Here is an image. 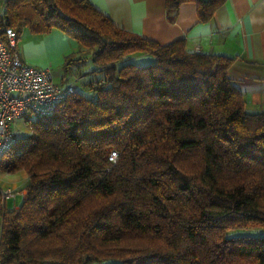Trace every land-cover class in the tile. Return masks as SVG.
<instances>
[{"label":"trees","instance_id":"1","mask_svg":"<svg viewBox=\"0 0 264 264\" xmlns=\"http://www.w3.org/2000/svg\"><path fill=\"white\" fill-rule=\"evenodd\" d=\"M184 2L205 22L225 0L165 5ZM0 11V39L4 27L58 28L101 72L79 76L2 154L0 171L28 181L17 209L0 196V264H264V236L227 235L264 228V104L245 110L232 58L161 45L89 0H2ZM79 60L68 55L64 73Z\"/></svg>","mask_w":264,"mask_h":264},{"label":"crops","instance_id":"2","mask_svg":"<svg viewBox=\"0 0 264 264\" xmlns=\"http://www.w3.org/2000/svg\"><path fill=\"white\" fill-rule=\"evenodd\" d=\"M106 13L119 27L142 35L164 45L177 39L185 41L189 51L219 54L233 61L227 74L240 89L247 112H258L264 104V0H225L216 9L211 20L201 22L193 2H184L177 11L166 8L165 0H89ZM2 0H0L1 5ZM22 59L37 67H48L61 85L78 77L90 75L94 70L89 54L79 48L75 39L58 28L47 33H32L23 28L17 40ZM74 54L79 61L64 73L65 58ZM132 58L148 60V54H134ZM91 75L101 74L95 69ZM83 90L81 82L76 84ZM20 135L30 133L22 120L12 126ZM25 171H0V190L18 191L15 197L4 201L3 209H17L26 196ZM2 219L0 215V232Z\"/></svg>","mask_w":264,"mask_h":264},{"label":"built area","instance_id":"3","mask_svg":"<svg viewBox=\"0 0 264 264\" xmlns=\"http://www.w3.org/2000/svg\"><path fill=\"white\" fill-rule=\"evenodd\" d=\"M17 40L16 31L4 27V39H0V159L17 139L14 123L22 120L31 132V118L50 115L65 95L75 89L76 83L75 79L61 85L50 68L26 63L17 48ZM109 160L116 161V152L110 153ZM17 193L11 188L0 190L2 207L7 198Z\"/></svg>","mask_w":264,"mask_h":264},{"label":"rangeland","instance_id":"4","mask_svg":"<svg viewBox=\"0 0 264 264\" xmlns=\"http://www.w3.org/2000/svg\"><path fill=\"white\" fill-rule=\"evenodd\" d=\"M137 62H147V61H140L139 59H136ZM34 120V117L31 118ZM228 236H243V235H254V236H264V228H239L230 230L227 233Z\"/></svg>","mask_w":264,"mask_h":264}]
</instances>
